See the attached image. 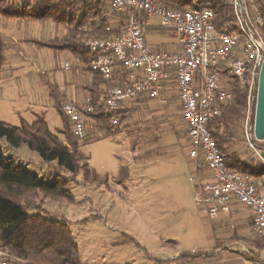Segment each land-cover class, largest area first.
<instances>
[{
	"label": "rangeland",
	"instance_id": "1",
	"mask_svg": "<svg viewBox=\"0 0 264 264\" xmlns=\"http://www.w3.org/2000/svg\"><path fill=\"white\" fill-rule=\"evenodd\" d=\"M149 20L153 25L159 22L157 18ZM152 31L156 37L147 32L148 44L176 43L169 31ZM0 32L11 45L0 79V120L19 126L21 120L29 123L35 114L44 113L50 131L64 139L57 132L62 129L61 118L43 80L60 85L62 74H70L65 70L66 62L75 60L71 61L68 52L55 53L23 42L24 38L51 39L63 30L50 21L9 19L0 20ZM168 103L158 107L152 101L144 102L137 110L127 112L119 132L106 136L101 130L88 132L90 139L80 146V164L87 163L100 179L89 181L80 169L67 184L74 202L45 198L41 205L46 216L66 223L83 264H153L156 259L171 258L183 251L209 250L214 246L213 236L220 237L219 232L222 245H230L249 258H264L261 241L248 218L244 223L224 224L211 233L213 221L205 218V211L195 201L196 188L191 179L196 174L186 155V139L179 140L184 129L179 110ZM253 108L247 119L245 106L229 149L244 160L257 161L244 137L246 123L254 124ZM0 149L39 177L70 175L57 169L56 162H44L26 145L12 149L0 139ZM36 212L40 211L26 209L27 214ZM123 235L134 242H118Z\"/></svg>",
	"mask_w": 264,
	"mask_h": 264
},
{
	"label": "built area",
	"instance_id": "2",
	"mask_svg": "<svg viewBox=\"0 0 264 264\" xmlns=\"http://www.w3.org/2000/svg\"><path fill=\"white\" fill-rule=\"evenodd\" d=\"M89 1V0H84ZM114 13L127 11L119 22V33L110 38L90 36L85 41L91 52L89 70L109 81L115 66L126 70L121 86L105 88L104 106L114 112L138 97L168 104L175 94L185 127L186 155L194 170H204L207 178H192L196 204L213 221L239 205L248 210L251 228L261 241L264 253V174L239 172L223 160L209 123L220 116L233 99L237 85L246 96L247 119L255 106L259 72L264 62L263 18L258 0H225L231 19L218 28L212 0H187L185 7L165 6L157 0H107ZM157 18L158 24L150 23ZM150 28L169 31L177 40L171 49L147 42ZM75 68L80 72V64ZM66 70L71 66L68 62ZM255 109V108H253ZM73 134L83 139L91 129L88 116L93 107L86 102L66 101L62 107ZM116 124L112 118L110 126ZM247 122L244 137L257 158L264 138L257 140ZM264 262V258L259 259ZM0 264H4L0 262Z\"/></svg>",
	"mask_w": 264,
	"mask_h": 264
},
{
	"label": "trees",
	"instance_id": "3",
	"mask_svg": "<svg viewBox=\"0 0 264 264\" xmlns=\"http://www.w3.org/2000/svg\"><path fill=\"white\" fill-rule=\"evenodd\" d=\"M157 1L165 6L180 8L187 4V0ZM212 1L217 16L215 24L220 28L231 19L230 8L225 0ZM256 7L263 18L260 30L264 37V0H258ZM125 17L127 11L112 12L107 0H0L1 21H50L56 28L63 30L61 35L55 34L51 39L24 38L23 42L33 44L38 49L49 48L55 53L68 52L79 62L80 72H90L93 75L94 82L88 88L89 99L86 102L93 107V111L88 114L91 118L90 134L94 130L103 131L105 136L121 131L126 113L137 110L147 100L145 97H138L134 100L140 102L139 105L130 101L129 107L126 103L114 112L107 111L104 106L105 88L108 85H123L126 70L123 66L116 65L111 79L106 81L88 67L92 54L85 46L86 38H110L118 34L119 22ZM10 46V42L0 32V79L6 62L5 53ZM43 85L61 118L62 129L57 132L64 139L50 131L44 113L35 114L29 123L21 120L19 126L0 120V139H4L7 147L12 149L26 145L37 152L44 162H56L57 169L67 171L70 175L39 177L16 163L12 157L5 156L0 149V262L83 264L78 245L66 223L46 216L41 204L45 198L73 203L74 197L67 189V184L80 169H83L84 177L89 181L98 180L99 176L87 167V163L80 164L83 159L80 146L82 141L89 140L90 137L86 135L80 139L73 134L69 120L62 111L66 100L59 84L44 79ZM233 94L232 101L224 107L221 115L210 121L209 129L227 166L258 177L264 174L263 161H254L252 158L244 160L236 151L229 149L235 141V125L241 119L246 106L245 93L237 85L233 86ZM112 118H116L114 126L109 125ZM123 128H126L125 125ZM105 179L104 177V182ZM30 208L40 212L27 214L26 209ZM123 236L118 242H134L131 237ZM216 248L210 251L197 249L179 252L171 258L156 259L153 264H190L198 258L213 256ZM252 259L257 261L259 258ZM257 263L264 264L259 260Z\"/></svg>",
	"mask_w": 264,
	"mask_h": 264
},
{
	"label": "crops",
	"instance_id": "4",
	"mask_svg": "<svg viewBox=\"0 0 264 264\" xmlns=\"http://www.w3.org/2000/svg\"><path fill=\"white\" fill-rule=\"evenodd\" d=\"M16 20V19H15ZM22 20H16V22H21ZM24 22V21H22ZM153 28H150L148 30L153 32L152 34V38L155 39L156 35H154L156 32L152 31ZM174 44H170V43H163L160 42L159 44H152V46L154 47H168L169 49H171L173 47ZM71 61L75 60L74 58H70ZM71 66V69L68 70V72H70L69 75H65V73L62 74V80H61V84L60 86V90L63 92L64 96H65V100L66 101H76V102H87L89 99V92H88V88L91 87V85L93 84L94 80H92V74L90 72H76L75 68L79 62L77 60H75V62H68ZM66 70V69H65ZM116 74V71H115ZM69 80V83L67 85L66 81ZM63 85V86H62ZM171 97L169 99L170 104H175L176 108L177 106V102H176V98H175V94L172 92L171 93ZM143 98L144 97H140ZM153 102V106H158L160 107L161 105H159V103L157 101H152ZM140 102H135V100H133V104L134 105H139ZM145 103H151V100H146ZM169 104V103H168ZM130 103L127 104V107H129ZM169 106V105H168ZM166 107V105L164 106ZM183 124V123H182ZM183 126V135L182 138H179V140L181 141V139H183L185 137V127L184 124ZM175 133H177L176 131H173ZM178 135V134H177ZM196 176H200L203 179L207 178V173L204 170H194ZM245 218L249 219V222L251 223V217L250 214L248 212L247 209H245L244 207H241L239 205H236L233 207V209L229 212V213H220L218 218H216L215 220H213L212 223V229H211V233H216L217 232V228L222 227L224 224L227 223H235V224H240V223H244L245 222ZM220 237H215L214 238V246L207 250H213L215 247L216 248V252L213 256L211 257H207V258H198L194 261H192L190 264H257L256 261H254L252 258L246 257L245 255H240V251L231 248L230 245L224 244L222 245V237L223 235H221V233L219 232ZM193 251V250H192Z\"/></svg>",
	"mask_w": 264,
	"mask_h": 264
},
{
	"label": "water",
	"instance_id": "5",
	"mask_svg": "<svg viewBox=\"0 0 264 264\" xmlns=\"http://www.w3.org/2000/svg\"><path fill=\"white\" fill-rule=\"evenodd\" d=\"M253 132L257 140L264 138V62L257 82ZM260 155L264 160V149L260 151Z\"/></svg>",
	"mask_w": 264,
	"mask_h": 264
}]
</instances>
